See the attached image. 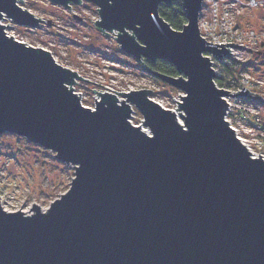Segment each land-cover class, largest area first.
Returning a JSON list of instances; mask_svg holds the SVG:
<instances>
[{"label":"water","instance_id":"1","mask_svg":"<svg viewBox=\"0 0 264 264\" xmlns=\"http://www.w3.org/2000/svg\"><path fill=\"white\" fill-rule=\"evenodd\" d=\"M49 1L69 11L85 1L96 6L94 27L107 37L116 32L137 64L176 68L175 77L147 74L182 93L179 113L152 101L147 89L117 92L122 100L92 90L94 109L83 106L73 91L84 80L78 72L8 36L1 23L5 17L37 29L43 19L23 0H0V135L50 150L74 170L46 211L0 204V264H264V160L237 139L223 97L263 99L245 87L217 88L206 56L219 60L242 45L205 42L197 23L202 0ZM172 1L185 12L180 31L158 13ZM133 106L149 134L130 123Z\"/></svg>","mask_w":264,"mask_h":264},{"label":"rangeland","instance_id":"2","mask_svg":"<svg viewBox=\"0 0 264 264\" xmlns=\"http://www.w3.org/2000/svg\"><path fill=\"white\" fill-rule=\"evenodd\" d=\"M19 5L43 22L37 29H28L3 17L1 23L8 24L6 34L28 46L49 51L54 61L78 72L86 81L77 80L73 91L80 93L82 104L92 106L98 96L95 92L114 93L122 100L121 92L147 89L152 91V101L176 110L181 92L151 79L134 58L118 47L114 33L107 37L94 27L99 18L96 6L85 1L70 5L69 11L49 0H23ZM239 21L245 28L264 33V7L245 11ZM245 58V69L264 79V52H251ZM259 108L264 127V104ZM129 120L133 125L142 124V116L134 106ZM73 176V166L56 160L50 150L15 134L0 135V204L5 211L29 214L34 204L46 211L50 202L68 190Z\"/></svg>","mask_w":264,"mask_h":264},{"label":"built area","instance_id":"3","mask_svg":"<svg viewBox=\"0 0 264 264\" xmlns=\"http://www.w3.org/2000/svg\"><path fill=\"white\" fill-rule=\"evenodd\" d=\"M202 1L197 23L199 33L205 42L208 41L212 44L232 42L239 46L242 45V47L229 46L228 50L230 49L231 54L219 60L213 55H206L209 57L214 71L215 86L229 91L230 94L241 91L245 87L248 92L256 93L263 99V101L257 98L252 99L246 95L223 97L226 103H228L224 119L235 132L237 139L246 146L251 156L255 158L260 155L264 160V127L259 119V105L264 104V79L248 72L244 64L246 60L245 54L264 52V33H258L252 28H245L239 21L245 11L264 7V0ZM110 33L116 35V32ZM226 65L232 66L231 73L225 72ZM180 96L178 102L181 101ZM250 96H253V94H250ZM118 99L121 100L119 97ZM95 100L98 101L99 96ZM95 100L94 104L89 107L80 103L87 108L94 109ZM157 103L163 109H168L159 102ZM171 111H174L176 114L178 112L176 110ZM131 113L133 114V107ZM142 124V130L149 134L147 128H144Z\"/></svg>","mask_w":264,"mask_h":264},{"label":"trees","instance_id":"4","mask_svg":"<svg viewBox=\"0 0 264 264\" xmlns=\"http://www.w3.org/2000/svg\"><path fill=\"white\" fill-rule=\"evenodd\" d=\"M170 5L162 3V5L158 8V13L163 18L167 24L170 25V27L173 30L180 31L186 24V17L185 12L182 10L181 2L180 1H172ZM141 69H143L146 73L148 71H157L160 74H166L169 76L175 77L177 75L176 68L172 67L167 62H162L160 60H157L156 62L151 63L148 60H144L142 64L140 65ZM225 72L231 73L232 72V66L226 65L225 66ZM151 79L159 81L155 77H151Z\"/></svg>","mask_w":264,"mask_h":264}]
</instances>
